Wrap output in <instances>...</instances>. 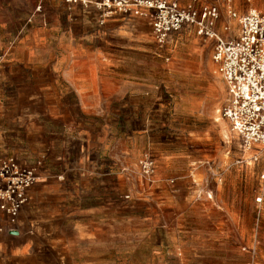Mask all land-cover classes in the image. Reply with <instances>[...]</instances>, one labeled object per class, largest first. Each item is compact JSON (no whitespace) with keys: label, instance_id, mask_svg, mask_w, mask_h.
Segmentation results:
<instances>
[{"label":"crops","instance_id":"0c3cea01","mask_svg":"<svg viewBox=\"0 0 264 264\" xmlns=\"http://www.w3.org/2000/svg\"><path fill=\"white\" fill-rule=\"evenodd\" d=\"M73 8L71 24L65 11L66 20L44 29L43 49L26 37L0 68V160L37 165L38 177L14 224L0 211L12 231L0 237L2 264H109L110 239L95 231L100 217L115 219L118 172L157 139L164 146L188 139L165 120L172 96L130 69L162 66L153 57L150 19L115 15L99 26L93 7ZM182 33L196 37L184 30L167 44ZM177 159L187 170L194 162ZM177 159L164 153L159 160L169 167ZM156 247V264H164L163 235Z\"/></svg>","mask_w":264,"mask_h":264},{"label":"rangeland","instance_id":"374dc122","mask_svg":"<svg viewBox=\"0 0 264 264\" xmlns=\"http://www.w3.org/2000/svg\"><path fill=\"white\" fill-rule=\"evenodd\" d=\"M193 1L238 15L249 9L264 12V0H181ZM73 6L84 7L65 0H0V68L10 49L26 37L33 38L32 47L43 49L44 29L66 20L65 11L70 23ZM211 46L182 33L162 48L154 43L153 57L161 68L130 67L133 73H147L172 96L165 120L188 139L177 144L169 139L166 146L157 139L145 147L155 166L151 183L139 176L140 158L125 174L118 172L115 219L106 223L100 217L95 231L110 239L105 245L109 264H156L157 235L164 237V264H264V152L244 150L222 117L226 94L214 73ZM164 153L194 162L189 170L179 159L164 167L159 160ZM4 226L1 220L0 237L8 239L12 235Z\"/></svg>","mask_w":264,"mask_h":264},{"label":"built area","instance_id":"2783aa9c","mask_svg":"<svg viewBox=\"0 0 264 264\" xmlns=\"http://www.w3.org/2000/svg\"><path fill=\"white\" fill-rule=\"evenodd\" d=\"M65 1L92 6L99 13L100 24L115 15L147 17L159 48L184 30L211 42L214 73L226 94L222 117L240 138L244 150L264 152V12L249 9L238 15L229 8L223 19L218 5L194 1L186 4L178 0ZM36 166L24 165L12 156L0 160V211L11 224L27 203L28 189L38 180ZM137 167L139 176L151 183L155 166L148 153L142 155ZM127 170L122 172L125 174Z\"/></svg>","mask_w":264,"mask_h":264},{"label":"bare ground","instance_id":"6f19581e","mask_svg":"<svg viewBox=\"0 0 264 264\" xmlns=\"http://www.w3.org/2000/svg\"><path fill=\"white\" fill-rule=\"evenodd\" d=\"M217 121V120H216ZM223 133H224V130H223ZM225 137H226V135H225ZM226 139V138H225Z\"/></svg>","mask_w":264,"mask_h":264}]
</instances>
